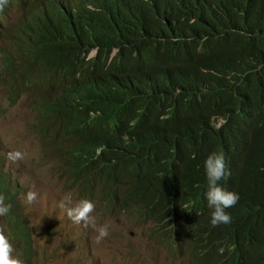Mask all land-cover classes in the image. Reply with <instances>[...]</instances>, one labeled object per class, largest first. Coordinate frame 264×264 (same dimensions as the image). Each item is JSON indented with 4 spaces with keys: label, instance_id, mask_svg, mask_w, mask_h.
<instances>
[{
    "label": "trees",
    "instance_id": "1",
    "mask_svg": "<svg viewBox=\"0 0 264 264\" xmlns=\"http://www.w3.org/2000/svg\"><path fill=\"white\" fill-rule=\"evenodd\" d=\"M10 101L34 95L46 154L67 192L153 225L193 264H264V0H8ZM238 193L213 226L204 161ZM22 189L0 159V223L16 254L36 251ZM3 220V221H2Z\"/></svg>",
    "mask_w": 264,
    "mask_h": 264
},
{
    "label": "rangeland",
    "instance_id": "2",
    "mask_svg": "<svg viewBox=\"0 0 264 264\" xmlns=\"http://www.w3.org/2000/svg\"><path fill=\"white\" fill-rule=\"evenodd\" d=\"M8 14L0 32V156L7 161L6 168L13 171L16 184L23 188L22 204L37 254L33 264H193L187 249L172 254L167 247L153 241L149 237L153 228L150 223L143 226L127 215L110 214L96 206L93 213L96 227L109 225V235L97 242L92 226L74 224L66 210L60 208L66 194L70 193L74 202L79 199L67 192L54 163L43 161L49 152L34 130L37 125L35 96L25 95L16 105L9 98L12 78L4 73L1 54L12 49L6 36L19 22L23 11L16 5ZM13 151L22 152L24 158L12 162L8 153ZM28 191L38 193L32 204L26 200ZM0 226L3 225L0 223Z\"/></svg>",
    "mask_w": 264,
    "mask_h": 264
},
{
    "label": "clouds",
    "instance_id": "3",
    "mask_svg": "<svg viewBox=\"0 0 264 264\" xmlns=\"http://www.w3.org/2000/svg\"><path fill=\"white\" fill-rule=\"evenodd\" d=\"M7 3L8 0H0V10H3ZM23 158L24 154L20 151L8 153V159L12 162L22 160ZM0 159L5 164L6 174L10 175L12 182H16V179L12 174L13 171L6 168L7 161L1 156ZM204 170L207 178V190L205 196L208 202V207L211 209V224L213 226L229 224L231 223L232 218L226 209L234 207L238 203L239 195L238 193L225 189L219 183L227 175L225 154L222 151H215L209 154L204 161ZM20 188L22 189L20 193L21 207L24 209L22 204L23 188ZM37 198L38 193L35 191H28L26 193V200L29 204L34 203ZM59 206L61 209L66 210L68 218L74 224H83L85 227L92 226L97 233V242L103 240L109 235V225L105 224L96 227V218L93 215L96 211V204L92 200L83 198L74 202L71 194L69 193L62 198ZM11 207V204H7L5 202V196L0 194V217L6 216L10 212ZM15 252L16 249L14 248L12 241L9 239V236L6 235L5 228L0 226V264H25V261L21 258V256L14 254Z\"/></svg>",
    "mask_w": 264,
    "mask_h": 264
}]
</instances>
